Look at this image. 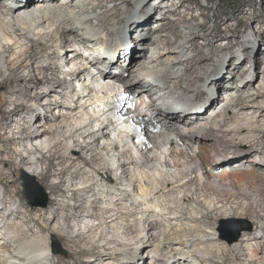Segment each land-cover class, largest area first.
Returning <instances> with one entry per match:
<instances>
[{
	"label": "bare ground",
	"instance_id": "1",
	"mask_svg": "<svg viewBox=\"0 0 264 264\" xmlns=\"http://www.w3.org/2000/svg\"><path fill=\"white\" fill-rule=\"evenodd\" d=\"M9 1L0 0V144H5L0 145V163L15 168L13 174L21 171L43 182L50 203L32 208V215L40 213L38 219L23 217V211L13 209L19 194L9 195L5 186L0 187V264H68L69 259L79 264L107 260L111 262L107 264H264V106L260 102L264 89L257 93L252 89L259 70L251 82L236 89L234 83L246 70L236 72L234 66L232 82L213 70L217 95L206 89L198 98L207 95L202 107L194 108L198 100L194 102L189 93L205 80L206 62L234 50L224 48L211 56L167 64L165 58L185 49L167 40L162 50L154 56L151 52L150 60L156 42L143 31L152 27L156 16L137 17L127 21V32L117 36L113 47L106 43L102 50L112 47L113 63L121 62L123 54L122 63L136 68L134 77L129 79V71H123L126 77L102 71L95 75L96 67L109 60L93 64L86 59L79 46L94 42L89 34L79 33L81 27L87 29L93 21L91 11L106 3H115L114 15L124 21L122 4L140 0H96L95 6V0H20L14 10L8 8ZM167 20L161 21V29ZM134 31L141 32L138 42L128 40ZM58 35L65 46H74L70 56L64 51L70 70L63 65L48 67L44 59L38 67L44 77L20 75L32 68L33 60L44 58L41 54L60 59L61 46L43 41ZM200 36L204 35H193L192 47L200 49L194 42ZM92 45L88 48H97ZM5 53L13 55L4 77ZM78 61L85 65L75 66ZM61 73L65 77L60 78ZM144 79L159 85H145ZM33 88L37 91L32 96ZM235 90L238 96L220 104ZM2 91L27 100L6 98ZM42 108L51 115L34 129L30 122L43 115ZM118 113L128 122L120 121ZM130 120L143 135L137 143L129 140ZM43 149L50 153V165L57 163L55 173L51 167L42 169ZM4 154L9 157L3 158ZM6 175L0 169L2 185L9 178ZM66 176L69 190L62 201ZM6 195L11 204L2 208ZM60 211L72 214L61 217ZM221 219H249L255 227L231 243L218 234ZM52 236L64 238L70 249L78 242L89 248L57 255Z\"/></svg>",
	"mask_w": 264,
	"mask_h": 264
},
{
	"label": "rangeland",
	"instance_id": "2",
	"mask_svg": "<svg viewBox=\"0 0 264 264\" xmlns=\"http://www.w3.org/2000/svg\"><path fill=\"white\" fill-rule=\"evenodd\" d=\"M38 1L40 0H36V3ZM80 1L81 0H79V2L77 1V3H80ZM118 2L123 3L124 0H118ZM97 4H98V1L95 0L93 1L92 5L95 6ZM114 6H115V3H106L105 7L98 9L96 12L91 11L90 15H92L93 21L87 27V29L89 30L87 29L84 30V28L81 27L79 31L80 34L84 35V33H86V34H89V36H91L90 40H93L95 44L93 43L94 45L93 46L92 43L91 44L88 43L89 46L92 45L93 47L95 46L97 47V48H94V50H96L94 53V50H91V48H88L89 46L86 47L80 44L79 48H81V52L84 55L86 54L85 56L87 60L92 61L93 64L98 63L95 60H98L101 62L109 60L107 64H104V67H102L103 65L99 64L98 67H96V70H95L96 72L102 71L101 74L111 73L113 74V76L114 75L121 76L125 73V71L126 72L129 71L131 75L129 79L133 78L135 75L134 70L136 68L135 66H133L134 68L133 67L128 68L129 63L127 64V67L124 66L125 63L124 64L122 63L125 60L122 56L123 54L121 55L120 53L121 62L113 63V62H110L113 60L112 59L113 55L108 56L106 54L99 53V55H101L100 57L98 55V52L103 50L106 43L107 45L112 44V47L114 46V43L116 44L117 36L118 35L120 36L121 34H123V32H127L126 30L127 21L129 20L133 21L134 18L137 20V17L138 19L139 18L144 19V18L150 17L151 15L152 16L154 15L156 16V19H154V21L151 23L152 27L148 28L149 30L143 31L144 33L146 32V34H148V37H150V39L152 38V40L156 42V45L150 50L148 57L151 56L152 54H153L152 56H154L158 50H162L165 47L167 40L176 42L178 46H182L183 48H185L183 53L180 52L181 50H176V53L173 56L168 57L169 59L165 58L164 62L166 63L168 62L167 64H171L173 61H178L181 59L186 60L188 58L199 57L201 55L211 56V54H213L216 50L222 51L224 48L232 49L235 51L234 53L221 52L219 58H215L209 62H206L208 67L204 71L205 80L204 81L202 80V82H197L198 84L196 83L197 85L189 93L190 97L194 99L193 100L194 102L196 101L195 99H198L201 96V94L203 95V93H205L206 89L203 86L205 81L207 80L211 81V85L209 86L208 89L212 88L214 90L216 88L214 83H212L213 77H214L213 70L218 71V73L222 72V74L226 75V80L229 82H232L233 72L234 73L238 71L243 72V70H246L247 74H245L242 77H239L236 83H234L235 89L236 87L239 88L249 83V81L251 82L252 78L255 76V71L259 70L258 78H256L254 83H252V89L255 93L261 90L263 91L264 89V34H263L264 33V0H140L139 3L134 2L133 4H129V5L125 3L122 4L120 8V12L122 15H124L126 19L124 21H122L119 17L114 15V12H115ZM135 15H138V16H135ZM165 18L168 19L166 22H164L166 23V27L161 29L162 27L161 21L166 20ZM100 21L105 22L103 23L104 24L103 26L101 25ZM169 21L172 22L171 25H167ZM173 26H174V29H170V27H173ZM88 31H92L90 33H93V35H91L90 33H87ZM110 31L112 33L108 35ZM195 34H200V35L203 34L204 36L205 35L207 36V37L200 36L195 39L194 42L199 43L200 49H196L195 47H192L191 39L193 35ZM85 36L87 37V35ZM140 36H141L140 31H134L133 35L128 36V40L129 41L132 40V42L133 41L138 42ZM187 36H189V39H186ZM36 37H37L36 39H39V36H36ZM54 39L51 40L47 38L48 41L46 39H43V41L45 43H48L50 46H54V47L56 45L61 46L62 49H60L58 52L60 55V59H54V56H50L49 54L47 55L44 54L46 56L41 54L40 56H43L44 58H40L37 61L33 60L32 68L29 67L27 69L21 70L19 72L20 75H26V76L36 75L37 77H44L45 74L41 73L38 68L39 66L43 64L42 61L44 59H45L44 61H46L45 64L48 67L54 68L57 65H63L64 68H66L67 70H70V68H67L66 66V62H65L66 59L64 55H65V52L68 53V56L71 55V53L69 52L71 51L70 49L72 48L73 44L70 45L71 47H69V45L65 46V44L63 43L59 35L56 36V38L54 37ZM139 46H143V44H140ZM201 46H203V49H201ZM243 46H247L249 47V49L244 51L245 49L243 48ZM32 47L33 45L30 44L29 48H32ZM98 48H101V50L99 49L98 51ZM14 49H16V47H14ZM33 49L34 51L36 50L35 47ZM86 49L88 50L86 51ZM142 49L143 48H140L139 50L141 51ZM15 51L18 52L19 54L24 52V51H20V49H17ZM57 51L58 50H56V52ZM91 52H92V55H90ZM36 53L37 51L34 52V54ZM12 55L13 54L11 53L4 54V61H3L4 77L9 74L8 69L10 68L9 67L10 65L8 64H9V59ZM151 58L150 60H152ZM258 59L262 60L259 65H257ZM57 60L59 62H57ZM217 60H218L219 67L216 66L217 68H215L214 64H215V61ZM84 62L85 61H78L75 63L76 64L75 66L80 67L82 64L84 66L85 65ZM121 64H123V66H121ZM234 66H238V68L235 69L236 72L232 70ZM182 68L183 67H179L177 69L178 74L183 73ZM67 70L66 72H68ZM218 73H216V75H218ZM64 74L61 73V75L59 74L58 76H60V78H63L65 77ZM48 76L49 78L53 77L51 75V72L48 73ZM123 77H126V74H124ZM144 80L146 83L145 85H154V84L159 85V82L155 80H151V81L150 80L147 81L148 79L147 80L144 79ZM225 84L228 85L229 83L226 82ZM14 86L16 87L17 84H15ZM36 91L37 89L33 88L30 91V94L33 96L35 95ZM236 92L237 91L235 90L228 97H226L227 96L226 94L224 99L222 98L220 100V104L222 105L228 104L230 102V99L233 96L234 97L236 95L238 96ZM2 95L6 98H13L14 100L20 99V100H25V102L27 100L25 99L24 96L20 94L11 95V94H8L7 91H2ZM212 95H217V91L216 93H213ZM57 96L58 95L55 94L54 100L56 99ZM246 101L251 102V99H247ZM260 102L263 103V106H264V99L260 100ZM46 110L47 109L42 108L43 115L40 116V118L38 117V120H33L32 122H30L31 123L30 125L34 124V127H33L34 129L39 127L38 126L40 124L39 122H42V120L45 118V115L46 117L48 114L51 115V113L50 112L48 113ZM56 112H57V109H56ZM19 118L21 120L23 117L22 118L19 117ZM12 128L11 130H13ZM8 131H9L8 132L9 134L10 129H8ZM79 143H82V142L79 141ZM0 145L2 147L5 146V144H0ZM10 147L13 148V153H14L15 147L14 146H10ZM44 150L45 149L41 150V152H43V155L39 156L41 159V167L43 170H49V168L51 167L50 168V170L52 169L51 172L55 173V169H57V165H56L57 163L55 162L53 164V166L55 165L54 167L51 166L48 161V158L50 157V153L47 154L48 149H46L45 151ZM43 156L44 158H42ZM8 157H9V154L3 155V158H8ZM14 161L15 162L17 161V163L19 164L20 158L17 155L16 156L14 155ZM0 169H4L5 173L9 175V178L7 182L4 183V185H2L0 182V187L5 186L4 189L6 190V192H9V195L18 193L19 194L18 196H20V199L17 197V201H15L16 206L13 208L14 211L20 212L21 210L23 211L22 212L23 217L31 218L33 216L34 218L38 219L40 216V213L38 212L37 214L35 213L32 215V208L41 207L40 205L44 201V197L41 191L39 190V186L42 187L48 195L49 201H48L47 206H49V203H50V195L47 189L45 188L43 182H41L39 179H37L36 177L32 175H27V174L25 175L21 171L13 174V172H15V168H13L12 166L7 167L3 163H0ZM66 180H67V183L62 185V189L66 192V194H63L64 196H61L62 201L68 196V190H69L68 176H66ZM55 181L56 179L55 180L51 179V182H55ZM26 182L30 186V192L32 193L33 203H29L24 196V192L26 190L24 188V184ZM9 195H6L7 197L6 196L4 197L2 208H8V206L11 204L10 203L11 201L9 200ZM62 204H65V203L63 202ZM70 214H72V212H69V211H60L59 213L61 217L65 215H70ZM248 223L252 225V229L255 227L253 222H251L249 219H221L217 225L218 234H220L221 237L225 239L226 241L231 242V239H233L237 235L240 229L248 228L249 226ZM220 229H224L223 234L220 231ZM245 231H249V230H244L243 232ZM54 238L57 239L58 244L60 245V248H58V253L54 251L55 249V243L53 240ZM51 247H52V251L55 254L62 255V256L68 255L70 251H74V250L80 251V250L89 248L88 245L85 244L84 242L82 243L78 242L77 246H73V249H70L68 247V243L64 240V238L60 236L51 237ZM61 250H64L66 253L65 254L62 253ZM82 258L87 259L86 256H83ZM68 262H69L68 264H79L76 261H73L72 259H69ZM109 262L110 260L109 261L107 260L105 262L99 261L94 264H105V263L107 264ZM115 264H117V262Z\"/></svg>",
	"mask_w": 264,
	"mask_h": 264
},
{
	"label": "water",
	"instance_id": "3",
	"mask_svg": "<svg viewBox=\"0 0 264 264\" xmlns=\"http://www.w3.org/2000/svg\"><path fill=\"white\" fill-rule=\"evenodd\" d=\"M24 188L26 189L25 192H24V196L25 198L27 199V201L29 203H33V197H32V193L30 192V186L29 184L26 182L24 184ZM39 190L41 191V193L43 194V197H44V201L42 202V204L40 205L41 207H46L48 205V201H49V198H48V195L47 193L44 191V189L42 187L39 186ZM235 221V220H234ZM248 228H242L238 231L237 235L231 239V242H236L240 239L241 237V234L244 230H251L252 229V225L250 223H248ZM220 231L222 232V234L224 233V229H220ZM54 240V243H55V249L54 251L56 253H58V248H60V245L58 244V241L56 238L53 239ZM62 253H66L64 250H61Z\"/></svg>",
	"mask_w": 264,
	"mask_h": 264
}]
</instances>
